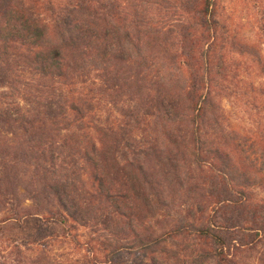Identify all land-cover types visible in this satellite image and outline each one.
<instances>
[{
  "label": "trees",
  "instance_id": "16d2710c",
  "mask_svg": "<svg viewBox=\"0 0 264 264\" xmlns=\"http://www.w3.org/2000/svg\"><path fill=\"white\" fill-rule=\"evenodd\" d=\"M223 1L0 0V192L12 157L24 170L11 191L28 174L39 209L18 222L88 228L84 264L264 260L250 193L264 162L240 154L221 102L239 93L228 57L264 76V16L260 44L241 43ZM44 239L12 242L0 264H81Z\"/></svg>",
  "mask_w": 264,
  "mask_h": 264
},
{
  "label": "rangeland",
  "instance_id": "374dc122",
  "mask_svg": "<svg viewBox=\"0 0 264 264\" xmlns=\"http://www.w3.org/2000/svg\"><path fill=\"white\" fill-rule=\"evenodd\" d=\"M223 4H226L227 7L224 11V17L226 18L224 20L229 33H234L241 43L259 45L260 35L256 33V26L259 24V18L264 16V13H262L264 0H224ZM261 44V48L264 50V41ZM228 58L234 76L232 84L239 93H231V95L222 99V113L225 122L223 125L225 129L235 131L232 134H239L240 137L235 141V146L236 142H240L242 144V147H239L240 151L242 150L240 154L246 160H249V158L254 160L258 169H260L264 162L260 155V146H262L260 142L264 136V76L259 75L256 69H252V62L248 57L234 54L231 58ZM231 79L229 83H231ZM253 143L256 144V149L252 147ZM236 161L240 162V159L237 158ZM12 163H15V161L11 157L5 173H10L11 176L10 178H4L7 179L5 180L6 185L3 192H0V256L10 254H7L5 250L14 241L24 243L45 238L44 240H47V243H51L50 252L54 254V257L58 256L60 258H57L64 262L76 261V258H79V262L84 264L83 262L89 258L88 256L92 257V255H89L87 248L84 247L86 242L90 240V236H92L88 228L80 227L78 230L73 231L78 236V239H74L64 236L63 227L60 224L43 226L40 221L26 217L21 222L16 220L17 215L23 216L28 208L33 211L39 209L35 207L36 202L30 200V195L36 192H31L33 187L30 184L28 174H25V179L23 178L20 181L19 192L11 191L13 190L11 189L13 184L16 183L14 181L15 170H24L23 166ZM261 175L264 178V172ZM18 177L20 179V175ZM194 183H201V181H191L186 184L180 193L176 192L180 198L176 200V206L180 207L184 202H187L188 205L193 203L187 196L190 195V192H193L191 187ZM250 193L254 200H264V180L251 187ZM183 195L186 196L182 197ZM43 204L41 203V206H44ZM184 208L187 207L178 209L183 210ZM182 216L184 214L175 215V218L178 219ZM259 249L264 255V243ZM257 256L260 255L257 254ZM257 256H252L249 262L251 264H264V260H259ZM120 262L126 263L127 258L123 256Z\"/></svg>",
  "mask_w": 264,
  "mask_h": 264
}]
</instances>
